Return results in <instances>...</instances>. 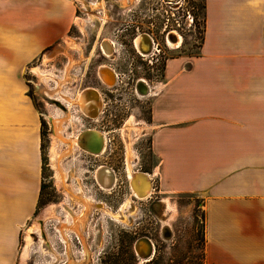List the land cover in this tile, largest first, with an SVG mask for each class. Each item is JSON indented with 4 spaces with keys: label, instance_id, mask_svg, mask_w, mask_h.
<instances>
[{
    "label": "crops",
    "instance_id": "crops-1",
    "mask_svg": "<svg viewBox=\"0 0 264 264\" xmlns=\"http://www.w3.org/2000/svg\"><path fill=\"white\" fill-rule=\"evenodd\" d=\"M203 2L199 50L169 59L152 89L150 178L158 194L203 199V264H264V0ZM77 7L0 0V264L20 263L43 190L27 72L65 54Z\"/></svg>",
    "mask_w": 264,
    "mask_h": 264
},
{
    "label": "rangeland",
    "instance_id": "rangeland-1",
    "mask_svg": "<svg viewBox=\"0 0 264 264\" xmlns=\"http://www.w3.org/2000/svg\"><path fill=\"white\" fill-rule=\"evenodd\" d=\"M74 1L78 6L76 25L72 29L71 40L65 47V54L54 60H51L50 55L46 54L48 55L46 59L41 58L35 61L27 72V78L30 81L29 95L42 116L44 177L39 210L30 222V228L25 235V249L27 235L31 233L32 237V243L27 253V264H51L55 260L52 254L43 252L41 244L43 247L47 246L49 253L51 252L50 247L53 246V250L60 257L59 264H65L66 245L70 259L68 264H203L205 261V214L203 199L200 196L194 194L161 195L156 190H149V193H156L152 196L158 197V201L161 202L152 200L144 208L139 207L138 204L136 205L138 210L133 214L128 209L132 201V192L130 180L126 177H130L131 171L134 172L136 169L131 162H128L126 167L127 174H121V178L116 182L117 187L121 185L115 194L117 197L110 196L106 192L99 195L100 191L92 174H88V171L94 169L89 168L88 163L83 162L87 159L81 157L84 155L78 150L76 139L90 126L84 122L83 116L79 113L81 109L77 100L79 94L84 91L81 89L84 88L85 83L87 86L97 84L98 66L106 62L98 57L99 52L96 47L94 50L87 49L86 38L81 35V32L85 30L82 25V19L86 18L82 13V5H85L84 0ZM89 1L96 2L97 0ZM157 1L101 0V6L98 4L93 7V11L98 8L102 9V14L97 16L102 19L103 23L111 19L108 25H102L104 26L101 31L102 38L114 39L117 37L118 39L117 49L120 55H117L116 64L119 69L117 71L119 82H128V78L132 82L133 78L137 80L143 76L152 82L151 86L147 83L149 92L145 94L146 91H142L143 98L141 97L134 104L139 107V111L129 114L122 112V110L128 111V108H131L129 99L127 102L110 104V111L114 115L117 114L119 118L109 120V122L114 120L113 124L116 125L109 124V129L115 130L121 127L120 131L107 134L109 129L101 128L100 124L95 125L103 135L107 136L108 140L112 139V142L108 144L116 147L112 157L106 161L118 166L125 159L134 160L138 156L136 150H139L140 164L150 174L154 173L158 166L150 149V100L154 88L164 79L167 59L177 56L178 51L168 49L167 55L160 59V63H157L153 71L149 70L148 63L135 58V61L132 62L134 64L133 72H131L128 66L131 63L129 61L131 57L124 54L121 45L122 43L128 45L132 21H135L137 17L141 21L147 20L148 18L144 15L146 10ZM174 1L176 2L172 7H179V4L185 3L183 7H188L192 16L187 23V31L183 32V52L185 55L195 54L199 50L204 33V2L203 0ZM178 2L180 3L176 5ZM168 10L171 11L170 8ZM174 12L179 19L180 14ZM90 14L96 15L95 12ZM92 19L94 20L93 17ZM168 19L169 23L174 22L170 13ZM139 25L145 28V24ZM97 40L98 36L95 39L96 43ZM105 60L111 63L110 60ZM113 76V81L109 83L111 86L106 84L109 87L115 84L116 73ZM53 99L60 100L59 102L65 106L60 103L53 104ZM132 115L136 116V119L130 117ZM96 117L97 115L91 118L95 119ZM54 152L58 154H56L59 157L58 163L54 161ZM88 176L90 177L88 178ZM156 185L155 189H157ZM93 200L99 201V203L96 205L92 202ZM100 202L107 203V205H102ZM65 204L67 206H64ZM48 207H53L54 212L49 216L52 217V220H45V223L42 221L41 230L34 229V221L38 222ZM53 218L60 220L58 226L59 221ZM69 219L73 220L71 226L67 225ZM62 223L67 225V229L64 234H60L67 244L59 234ZM73 225L75 228H72ZM56 227L58 232L55 231ZM67 230L70 232L69 240ZM77 237L81 244L77 241ZM141 237L152 238L155 242V254L149 260L137 259L134 253V244ZM84 251L85 257L83 256ZM22 263L21 260L19 264Z\"/></svg>",
    "mask_w": 264,
    "mask_h": 264
},
{
    "label": "flooded vegetation",
    "instance_id": "flooded-vegetation-1",
    "mask_svg": "<svg viewBox=\"0 0 264 264\" xmlns=\"http://www.w3.org/2000/svg\"><path fill=\"white\" fill-rule=\"evenodd\" d=\"M100 1L101 0H97L96 1L97 3H96L94 1L84 0L85 5H82V10H83L82 13L85 15L86 18L82 19V25H84L83 27L85 28V30H84V32H81V35L86 38L87 49L88 50H94L97 48L98 52H99L98 57L102 58V60L106 63H101V61H100L101 64L98 66V71L96 74L97 80H98L97 84H92V85L87 86V83H85L84 88H82L81 90H85L88 88H96L99 91V93L101 94L102 106L99 109V111H97L98 114H97V117L95 119H92L91 117L86 116L81 111H79V113L84 118L83 119L84 122L85 123L87 122L89 124V126H90L89 129H94V130H97L99 132H101V131L97 129V126H95L96 124H100L101 128H103V129H105V128L109 129V124L112 126H116L113 124L114 120L109 122V120L111 118L112 119H118L119 118L117 114L114 115L110 111V109H111L110 104L121 103V101L127 102L129 99V103H131V108L129 107L128 111L122 110V112L124 114H127V113L129 114L130 112L134 113L136 111H139L140 110L139 107L136 105L134 106V104L137 103V101L140 100L141 97L143 98V96H144L142 93V91H143L142 86H144L143 82L145 81V83H148L150 86L152 83L151 80L145 76L139 77L137 80L133 78L132 82H130L131 81L130 78H128V82L127 81L119 82V74L117 73V71L119 69H118L117 64H116V62L118 61L117 55H120L118 53V49H117V45L119 44L117 42L118 39H117V37L114 39L113 38H111V39H105L104 38L103 39L102 38L103 35L101 34V31L104 28V26H102V25L103 24L108 25V22L111 19L109 21L103 23L102 19L97 16V15L100 16L102 14V12H101L102 9L98 8V9L93 11V7L98 6V4H99V6H101ZM175 2L176 1L158 0L157 2L153 3L150 8H148L146 10V14H144V15H145V17L148 18L147 20L141 21V19L139 17H137L135 19V21H132V26H130L131 33L129 36L128 45L123 44V43L121 45L124 54H127L131 57V58H129V61H131V63H129V65H128L130 67L131 72H133L132 66H134V64L132 62L135 61L134 60L135 58H138L141 61L148 63L147 65L150 66L149 70L153 71L154 68L157 66V63H160V59L164 55H167L168 49L169 50H177L178 51L177 56H182L184 54V52H183V32L187 31V29H186L188 26L187 23L189 21V18L192 16L190 14L188 7H183V5L185 3L179 4L180 2H178V3H176V5L179 4V7H172L173 3H175ZM168 5H171V6L169 7ZM169 8L171 11L168 10ZM174 11L179 13L181 18L179 17V19H177L176 13ZM93 12L96 13L95 16L93 14L92 15L90 14ZM169 13L174 18L173 19L174 22L172 21L171 23H169L170 22V20L168 19ZM91 16L94 18V20L92 19ZM83 21H84V24H83ZM141 23L145 24V28L140 27L139 24H141ZM192 23H194V20H192ZM189 26H192V25L189 24ZM97 36H98V40L96 43L95 39ZM139 40L142 41V42L140 41V47L138 45ZM141 44H142V48L143 47L146 48L145 51H143V49L141 48ZM145 52H147V53H145ZM177 56H175V57H177ZM171 58H174V57H171ZM171 58H169V59H171ZM105 59L110 60L111 63H108ZM169 59H167V61ZM114 62H115V65H113ZM102 67L103 68L109 67L110 69H112L114 71V73H116V81H115V84L113 85V87L107 86L100 79L99 72L103 69ZM141 94H142V96H141ZM56 101L58 103H60L59 102L60 100L53 99L52 100L53 104H57ZM60 104L64 105L63 103H60ZM76 108H78V107H76ZM126 108H127V106H126ZM130 117H133V119H136V116H134V115H132ZM127 118H129V117H127ZM117 123L119 124V120L117 121ZM120 130H121V127H118L115 130L109 129V131H108L109 133H107V134H113V133L120 131ZM105 138H106L105 146H104L103 150L101 151V153L97 154V155L88 153V152L84 151L83 149H81L79 145H77V146H78V148H79L78 150L81 152V154L84 155L81 157H83L84 159H87V161L84 160L83 162L88 163V167L91 169H94V170L88 171V174L89 175L92 174L93 180L97 184V188H99L98 189L100 191L99 195L106 192L110 196H113V195L115 196V194L118 192V189L121 188V185L119 187H117L116 182L119 181V178H121V174H125V173L127 174L126 167L128 166V162L129 163L131 162V164L134 166V168H136L134 171L135 173H139V174L141 173V174H146V175H150V173L148 171H146L144 169V167L140 164L141 154L139 153V150H136L138 152V154H137L138 156H136L134 158V160L130 159V161H128L125 159L121 162L122 164H120L118 166H114L111 163H109L108 161H106V160L110 159V157H112L113 153L116 150V147H115V145H109L108 144V143L112 142V139L108 140L107 136H105ZM113 148H114V150H113ZM104 168H108L115 175V179L112 183H110V181H108V180L105 181V183H106L105 188L97 180V174L99 173V171H101ZM89 177L90 176H88V178ZM126 177L130 180L129 182H130V188H131V192H132L131 193L132 201H131L130 205L128 206V209L131 210V212H133V214L135 213V211L138 210V206H136V205L139 204V207L144 208V206H146L147 203L151 202L152 200H154V201L159 200L158 197L152 196V195H156V193H151V192L148 193V196L146 197V199H141L138 196H136L132 191L131 178L128 176H126ZM153 187H154V185H153ZM153 189L155 190V188H153ZM95 193L98 194L97 191H95ZM115 197H117V195ZM93 202L96 205L99 203V201H96V200H93ZM158 202L160 203L161 201H158ZM100 203L102 205H107V203H104V202H100ZM145 238H148V239H150V241H152V244L154 247V252H153V255H154L155 249H156V245H155L154 240L152 238H149V237H145ZM136 242H135L134 247H133L134 253H135L137 259H141L138 255L137 251H136V248H135ZM80 244H81V241H80ZM92 249H95V248H92ZM83 256H84V254H83Z\"/></svg>",
    "mask_w": 264,
    "mask_h": 264
},
{
    "label": "bare ground",
    "instance_id": "bare-ground-1",
    "mask_svg": "<svg viewBox=\"0 0 264 264\" xmlns=\"http://www.w3.org/2000/svg\"><path fill=\"white\" fill-rule=\"evenodd\" d=\"M172 35V34H171ZM142 39V38H141ZM140 41L141 40H139V43H138V45H139V47H140ZM142 42V41H141ZM145 45V44H144ZM141 48H142V44H141ZM143 49V51H145L146 50V48L145 47H143L142 48ZM145 53H147V52H145ZM103 68V67H102ZM101 70V69H100ZM113 72V70L112 69H110L109 67H104L100 72H99V77H100V79L105 83V84H107V85H109V86H111L109 83H111L113 80L112 79H114V76H113V74L114 73H112ZM38 73V72H37ZM107 81H108V83H107ZM143 84H144V86H142L143 88V91H146L145 92V94H147L149 91H147L148 89H149V85L147 84V83H145V81L143 82ZM142 84V85H143ZM141 85V84H140ZM113 87V86H112ZM140 89V88H139ZM77 102L79 103V106H80V109H81V111L83 112V114H85L86 116H89V117H93V116H95V115H97L98 114V112L97 111H99V109L101 108V104H102V99H101V94L96 90V89H88V90H84L82 93H80L79 94V97H78V100H77ZM56 103H58V102H56ZM92 115V116H91ZM59 130V129H58ZM83 142V141H82ZM76 145H79L80 146V143H79V138H77L76 139ZM57 154V152L55 153L54 152V161H56L57 163H58V159H59V157L56 155ZM130 168V167H129ZM101 171H104V169H102ZM101 175H100V178L98 179V182L105 188L106 187V183L104 182V176H105V174H102V173H100ZM130 178H131V187H132V191H133V193L136 195V196H138L139 198H141V199H144V198H146L147 196H148V193H149V186L146 184V182H145V180L144 179H142L141 177H139V173H134V172H132L131 171V173H130ZM114 181V179L112 178L111 180H110V182L112 183ZM109 188V187H108ZM108 190V189H107ZM133 194V195H134ZM52 210L53 209H51V208H48V209H46L43 213H42V215L40 216V218H39V220H38V222L37 221H35V224H34V229H36V230H41L42 229V225H43V222L42 221H44V223L46 222V221H48L49 219H52V217H49L50 215H52ZM46 220V221H45ZM60 223V222H59ZM59 225V224H58ZM57 225V226H58ZM75 226H77L76 224H75ZM72 228H75L74 227V225H73V227ZM67 229V225L66 224H63L62 223V226H61V228H60V230H61V232H59V234L60 233H63L64 234V231ZM31 232V231H30ZM70 232L68 231V233H67V238H68V240H69V237H68V234H69ZM79 233V232H78ZM30 234L31 233H29L28 235H27V247H26V249H25V252H23V255H22V258H21V260H22V264H27V253H28V248H29V246H30V244L32 243V237L30 236ZM62 234H60V236H61ZM62 237V239L65 241V239H64V237L63 236H61ZM40 238L41 239H43V237L42 236H40ZM150 240V239H149ZM148 243H151V246H152V241H147ZM49 243V242H48ZM65 243H66V241H65ZM44 244H45V242H44ZM67 244V243H66ZM49 245H50V243H49ZM51 246V245H50ZM66 247H67V245H66ZM41 248H42V250H43V252L45 253L46 252V254H52V255H55V260L51 263V264H59V259H60V257L57 255V253L53 250V248L52 247H50L51 248V252L49 253L48 251H49V249L47 248V246H45V247H43L42 246V244H41ZM85 250V249H84ZM138 252H139V254L140 255H142V256H148L149 254H150V252H151V247H150V245H148V244H143V245H140V247H139V249H138ZM66 255H67V258H68V262H67V264L69 263V261H70V259H69V256H68V249H67V253H66ZM84 256H86L85 255V251H84Z\"/></svg>",
    "mask_w": 264,
    "mask_h": 264
},
{
    "label": "water",
    "instance_id": "water-1",
    "mask_svg": "<svg viewBox=\"0 0 264 264\" xmlns=\"http://www.w3.org/2000/svg\"><path fill=\"white\" fill-rule=\"evenodd\" d=\"M168 1H174V0H168ZM78 138H79L80 148L88 153L95 154V155L101 153V151L103 150L105 146V142H106L105 135H103L101 132L94 130V129H88L82 132ZM100 173L105 174L104 180L107 179L108 181H110L112 178L115 179V175L108 168H104V171H99V173L97 174V180L100 178V175H101ZM139 177L145 180L146 184L149 186V190H151L152 181L148 177V175L140 173ZM147 241L150 242L148 238L142 237L136 242V245H135L136 251L142 260H149L152 257L153 252H154L153 244L151 246V243H148ZM143 244H148L151 247V252L148 256H142L138 252L140 245H143Z\"/></svg>",
    "mask_w": 264,
    "mask_h": 264
},
{
    "label": "built area",
    "instance_id": "built-area-1",
    "mask_svg": "<svg viewBox=\"0 0 264 264\" xmlns=\"http://www.w3.org/2000/svg\"><path fill=\"white\" fill-rule=\"evenodd\" d=\"M148 177L150 178V175H148ZM150 179H151V178H150ZM105 181H107V179H105L104 182H105ZM151 181H152V180H151ZM153 188H154V187H153V181H152V188H151V190H154ZM151 190H150V191H151ZM62 208H63V207H62ZM63 210H64V208H63ZM64 211H65V210H64ZM65 212H66V211H65ZM53 219H54V220H58V218H57V219H56V218H53ZM49 220H52V219H49ZM58 221L60 222V220H58ZM59 222H58V224H59ZM58 224H57V225H58ZM55 231H57V227L55 228ZM57 232H58V231H57ZM73 234H74V233H73ZM75 235H76V234H75ZM68 237H69V234H68ZM61 241H62V240H61ZM77 241L80 243L78 237H77ZM137 241H138V240H137ZM50 245H51V244H50ZM51 247H53V246H51ZM66 253H67V251H66V246H65V259H64L65 264H67V260H68ZM53 257H55V255H53ZM53 257H52V259H54ZM150 259H151V258H150ZM141 260H142V259H141Z\"/></svg>",
    "mask_w": 264,
    "mask_h": 264
}]
</instances>
